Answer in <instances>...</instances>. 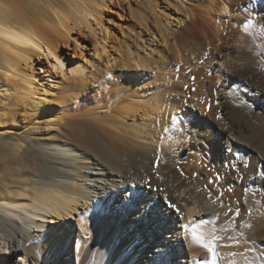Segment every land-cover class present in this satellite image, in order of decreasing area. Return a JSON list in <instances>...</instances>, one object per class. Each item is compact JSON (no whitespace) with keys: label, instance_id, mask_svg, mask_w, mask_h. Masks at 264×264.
<instances>
[{"label":"bare ground","instance_id":"1","mask_svg":"<svg viewBox=\"0 0 264 264\" xmlns=\"http://www.w3.org/2000/svg\"><path fill=\"white\" fill-rule=\"evenodd\" d=\"M111 1L0 0V138L11 135L15 156L27 160L18 184L1 187L0 264H264V125L250 139L241 136L248 130L238 121L194 131L192 144L209 170L205 178L197 168L185 174L177 166L167 170L173 179L158 181L153 171L159 131L164 129V147L175 145L177 151L186 143L175 142L177 120L188 121L187 106L176 97L188 86L201 81L221 109L225 103L240 104V88L233 85L255 72L261 49L255 44L260 34L256 17L225 24L237 11L248 14L244 0H202L201 8L192 6V0H127L135 18L133 42L115 39L111 47L118 53L114 64L128 72L99 85L97 95L84 99L81 109L75 85L113 73L111 54L102 56L108 52L103 12ZM175 12L173 25L170 13ZM156 35L172 43V56L184 70L176 77L181 85L151 86L150 78L141 83L142 78L134 77L133 71L143 74L155 64L150 52L141 54L138 48ZM83 36L92 38L98 56L90 67L88 57L74 61L64 50ZM43 57L54 71L67 68L70 76L64 79L71 84L51 76L49 69L39 72ZM215 60L227 69L224 87L214 88L208 72L203 77ZM173 117L174 137L168 142ZM224 134L233 135V141L222 142ZM191 162L190 168L197 163ZM211 173L214 178L209 179ZM196 224L205 242L226 238L227 232L245 249L238 245L233 255L209 252L184 228Z\"/></svg>","mask_w":264,"mask_h":264},{"label":"rangeland","instance_id":"2","mask_svg":"<svg viewBox=\"0 0 264 264\" xmlns=\"http://www.w3.org/2000/svg\"><path fill=\"white\" fill-rule=\"evenodd\" d=\"M196 1V2H195ZM199 1H202V0H192L191 1V5L194 6L195 8H201L199 7L200 3ZM259 1V3H258ZM134 1H132L131 3H133ZM195 2V3H194ZM203 2V1H202ZM247 4H246V3ZM257 3V4H256ZM134 4V3H133ZM166 4V3H165ZM194 4V5H193ZM244 4L246 6H249V12L248 14H245V15H242L244 13L242 12H238L237 13H234L232 17H230L229 20L226 19L225 21V24L227 26H230L232 25V23L235 21V22H241V23H244V22H247L248 23V18L249 16L252 14L254 15V17H256V21H257V27H258V34H259V40H256L255 41V44H258L259 48L261 47L260 49V52L259 54L256 55V59H258L256 65L253 67L255 69V72L254 73H251V74H248L247 77L245 78L244 76H241V78L235 82L236 84L233 85V86H237L240 88V91L239 93L241 94H238L239 97L241 98V102L240 100L238 101L240 104L236 103L237 106H235V104L232 106L231 104L229 105V103H225L223 104V108L221 109L220 105H218V102H214L213 99L211 98V94L208 93L206 91V89H204V85L201 81L199 82H196V83H193L194 81V77L191 76L189 78V81H192L193 84H191L190 86H188L186 88L187 91H183L181 93H179V95H177L176 99L177 101H181L182 104H184L188 111V121H184L183 119H178L177 120V124H178V132L179 133V136L177 138H175V142L178 143V142H182L184 140V142L186 141L185 145L182 146L181 149L177 150V151H174L176 147H174L175 145H169V147H164L162 141L160 140L161 137H162V134L164 132V129L162 131H159V133H157V139L156 142L153 144V150L155 151V157L157 158V161L155 163H153V171H154V176L156 177V179L158 181H162L164 180V178H169V179H173V177L171 176V173L168 172L167 170L172 168V167H177L178 168L180 167L181 171L184 172L185 174H191V172L193 170H195V168H197V174L200 175V177H204L207 176L208 171L207 170V166L204 165V163L206 164L205 162V158L202 157V153L201 151L198 150V148L192 144V134L194 133V131H197L199 129L203 130V131H209V129L211 128V126L213 125H221L220 123H227V122H232L233 121H238V124L240 126H242L245 130L247 129L248 131H244L242 133V137L243 138H246V139H250L252 136V133L255 134L256 136V132L258 131L259 127L261 125H264V0H244ZM167 5V4H166ZM203 5V3H201V6ZM261 5V7H260ZM129 7H131V5H129L127 3V0H124L122 3L118 4L115 0H112L111 3H110V7L109 9L108 8H105L104 9V12H103V19H104V22H105V26L107 27V30L104 31V35L107 36L106 38V46H107V51L106 53H102V56H108L110 55V59L113 61H110V64L111 66L110 67H114L112 68L113 70V73L112 75H110V77H105V75L103 73H101L100 75H98V77L96 78V76H93V77H89L87 82L84 83V84H80L79 83L77 85H75V93H78L80 94V99H79V106L81 107V109H83V103H84V99H90L92 98L93 96L97 95L96 93L98 92V88H99V85L103 84V83H109L110 81H115L119 75L123 74L124 72H128V70L125 69H121L119 70V68L114 64V56H118V53L114 50V48L111 47V43L114 42V40H125L127 43L129 44H132L133 42V36H134V33L132 31V25L133 23H135V18L130 14L129 12ZM258 6V7H257ZM170 10H172L174 12V10H176V8H174V5H170ZM261 8V9H260ZM258 9V10H256ZM260 9V10H259ZM253 10L255 12H253ZM167 11V10H166ZM251 11V12H250ZM176 13H170V16H171V24H173L174 22L177 21L176 19ZM237 14V15H236ZM257 14V15H256ZM256 15V16H255ZM247 18H246V17ZM258 16V17H257ZM238 17V18H237ZM244 17V18H242ZM170 18V17H169ZM258 18V19H257ZM262 18V19H261ZM246 21H245V20ZM260 19H261V22H260ZM92 20V19H91ZM173 20V22H172ZM231 20V21H230ZM242 20V21H241ZM185 21H188V18L185 19ZM244 21V22H243ZM259 21V22H258ZM263 21V22H262ZM93 23L95 21H92ZM239 22V23H240ZM262 23V24H260ZM184 23H181V24H178L177 25V28L183 26ZM174 25V24H173ZM257 27H256V30H257ZM237 30H235V35L238 33L236 32ZM144 32V31H143ZM263 33V35H262ZM260 35H261V39H260ZM157 36V35H156ZM151 37L152 40H154V42L151 40H148L146 42H144L143 44L144 45H141L138 50L140 51L141 54H150L149 56H153L152 58V61L155 63L153 65L152 63V69L148 72H143V74L141 73H137L138 71H133L135 72L134 73V77L137 78L138 80H142L141 83H143L144 81L149 80L148 81H151V83H153V85L151 86H156V85H159V86H166L168 84H174V82L178 83L179 85L180 82H177L176 80V77L181 74L184 73V70H183V67L181 65V61H178L174 59V56H172L174 53L173 51H170V50H173L172 49V43L170 44V41L164 43L160 38H158V36L156 37ZM160 39V41H159ZM80 41L75 43V42H70L68 46H65L64 50L70 54V57L72 60L76 61V60H83L84 58H87L88 57V60H89V63H88V66L90 67V64H91V59L94 58V59H98V56L95 55V52H94V46H93V40L92 38L90 37H87V36H83L82 39H79ZM115 40V41H116ZM144 41V39H142ZM157 40V41H155ZM132 41V42H131ZM161 43V44H160ZM109 44V45H108ZM75 45H77L78 47H75ZM150 45V46H149ZM169 45L170 46V49H169ZM144 46V47H143ZM155 47L157 49H161V51L159 52L158 50L157 51H152V47ZM162 47V48H161ZM263 47V48H262ZM163 49V50H162ZM262 50V51H261ZM170 51V52H169ZM116 52V53H115ZM150 52V53H149ZM160 53V54H159ZM153 54V55H152ZM170 57H167V55ZM159 55V56H158ZM115 56V57H116ZM172 56V57H171ZM113 58V59H112ZM169 59V60H168ZM172 59V60H171ZM261 60V61H259ZM41 61H43V66L41 68L37 67V70L39 72H41V70H47L49 69V72L51 73V76H55L57 79H61L63 80V84H68L70 81L67 80V79H64V76L68 77L70 76L69 74V70L65 67H63V71H60V69H57L56 71H54L53 69H50V63L49 61L43 57L41 59ZM112 62V63H111ZM168 62V63H167ZM175 62H176V65H179L180 66H176L175 65ZM260 62V63H259ZM174 63V65H173ZM178 63V64H177ZM220 63V64H219ZM170 66H169V65ZM214 65L210 66L209 64H207L208 66V69L205 68L203 66L204 69H207L206 71L202 72L204 75L203 77H205L208 72V76L212 79V85L214 86V88H219V87H224L222 86L221 83H223L224 85V82H225V74L227 73V69L226 70H223L225 69V65L224 67L222 68L223 66V63H222V60L220 61H217L215 60V62L213 63ZM162 65L166 66L167 67V70H166V67H161ZM169 66V67H168ZM171 66H172V69H171ZM173 66L175 68L174 71H176V73L173 70ZM206 66V67H207ZM214 66V67H213ZM218 68V70L215 68ZM221 68H219V67ZM182 67V68H181ZM210 67V68H209ZM163 71H162V69ZM170 68V69H168ZM214 68V69H213ZM91 70H93V68H90ZM158 69H160L158 71ZM165 69V71H164ZM202 69V70H204ZM157 70V72L155 73V71ZM182 70V71H181ZM213 70V71H212ZM88 71V69H87ZM210 71V72H209ZM225 73H224V72ZM259 71V72H257ZM152 72V73H151ZM163 72V73H162ZM167 72H168V75L171 74L170 78L168 77L167 75ZM191 73V71H189ZM218 74H217V73ZM42 74H44V72H41ZM159 73V74H158ZM215 73V74H214ZM221 73V74H220ZM62 74H63V77H62ZM146 74V75H145ZM150 74H152V76H156V77H152ZM166 76H165V75ZM213 76H211V75ZM144 75H145V79H144ZM159 75V76H158ZM219 75V76H217ZM44 76V75H43ZM183 76V75H182ZM224 76V77H223ZM112 77V78H111ZM152 77V78H151ZM160 77V78H159ZM166 77V78H164ZM173 77V78H172ZM97 79L96 82L94 83V79ZM103 78V80H102ZM105 78H109V79H105ZM142 78V79H141ZM147 78V79H146ZM158 78V79H157ZM163 78V80H161ZM172 78V79H171ZM216 78V79H215ZM91 79V81H90ZM114 79V80H113ZM102 80V81H101ZM168 81L167 83L165 82ZM201 80V79H200ZM214 80H217V81H214ZM48 82L50 81L47 80ZM65 81V83H64ZM153 81V82H152ZM197 81V80H196ZM220 81V82H219ZM222 81V82H221ZM90 82V83H89ZM101 82V83H100ZM161 82V84H160ZM165 82V84L163 83ZM158 83V84H157ZM163 83V84H162ZM239 83V84H238ZM71 84V83H69ZM88 84V85H86ZM178 84H176V86H179ZM202 84V85H201ZM217 84V85H216ZM221 85V86H220ZM230 85V86H232ZM86 86V87H84ZM243 86V87H242ZM191 87V88H190ZM242 87V88H241ZM159 88V87H158ZM161 88V87H160ZM195 89V90H194ZM203 89V91H202ZM205 90V91H204ZM242 90V91H241ZM197 91V92H196ZM244 91V92H243ZM188 92V93H187ZM196 92V94H195ZM202 93V95L200 96V93ZM205 92V93H204ZM199 93V94H198ZM189 94L191 96H189ZM198 94V95H197ZM205 94H207L208 98L205 97ZM241 95V96H240ZM187 96V97H186ZM197 96H198V99H197ZM211 96V97H210ZM196 97V98H195ZM191 101H190V99ZM82 99V100H81ZM196 99V100H195ZM200 99V100H199ZM187 100V101H185ZM210 100V102H209ZM245 100V101H244ZM72 101H78V100H72ZM213 101V102H211ZM189 102V103H188ZM191 102V103H190ZM194 104H193V103ZM197 102V103H196ZM209 102V103H208ZM247 103V104H245ZM192 104V105H191ZM197 104V105H196ZM202 104V105H201ZM196 105V106H195ZM219 108V109H216L215 107ZM195 106V107H194ZM199 106V107H197ZM201 106V107H200ZM219 106V107H218ZM247 106V107H246ZM193 107V108H192ZM227 107V108H226ZM251 107V108H250ZM202 108V109H201ZM206 108L208 110H206ZM199 109V110H198ZM226 109V110H225ZM251 111H249V110ZM203 110V111H201ZM205 110V112H204ZM215 110V111H214ZM224 110V111H223ZM219 111V112H218ZM262 111V112H261ZM183 112V113H182ZM190 112V113H189ZM201 112V113H200ZM204 112V113H202ZM214 114H213V113ZM232 114H231V113ZM179 113L180 114H184L185 112L182 110H179ZM219 113V114H218ZM20 113H17V115H19ZM205 114V115H204ZM223 114V115H222ZM215 115H217L215 117ZM226 115V116H225ZM240 117H239V116ZM254 115V116H253ZM258 115V116H256ZM20 117V118H19ZM21 115L18 116V120L21 119ZM80 118H83L82 116H79ZM208 117V118H207ZM228 119H227V118ZM237 117V118H236ZM248 117V118H247ZM252 117V118H251ZM13 118L15 119V116H13ZM214 118V119H213ZM218 118V119H217ZM225 118V120H224ZM234 118V119H233ZM255 118V119H254ZM199 119V120H198ZM203 119V120H202ZM209 119V120H208ZM222 119V120H221ZM263 119V120H262ZM218 120V121H217ZM221 120V121H220ZM225 122H224V121ZM247 120V122H246ZM259 120V121H258ZM240 121V122H239ZM253 121V122H252ZM256 121V122H255ZM258 121V122H257ZM261 121V122H260ZM198 122V123H197ZM246 122V123H244ZM249 122V123H248ZM252 122V124H251ZM181 123V124H180ZM197 123V124H195ZM237 123V122H236ZM243 123V124H242ZM169 124H171V133L169 134V141L168 142H171L172 141V137H174L172 134V132L174 130H172V126H173V121H171ZM242 124V125H241ZM188 125V126H187ZM191 125V126H189ZM235 126L237 124H234ZM181 126V127H180ZM202 126V127H201ZM197 127V128H196ZM208 127V128H207ZM187 129V130H186ZM190 130V131H189ZM162 132V133H161ZM251 132V133H250ZM161 133V134H160ZM182 133V134H181ZM186 134V136H185ZM182 135V136H180ZM189 135V136H188ZM250 135V136H249ZM185 136V137H183ZM226 134L223 135V137H220L221 141H229L230 143L233 141V135L231 136H226ZM234 136H238V134L234 135ZM183 139H182V138ZM10 138V139H9ZM159 138V139H158ZM181 138V139H180ZM188 138V139H187ZM191 138V139H190ZM225 139V140H224ZM11 140V141H10ZM14 141V142H12ZM226 141V142H227ZM190 143V144H189ZM16 145V141L15 140H12L11 139V135H8L7 138L5 137H1L0 138V192H1V189L6 187V186H10L11 185H17L18 182L21 180L22 178V171L24 170L25 168V164H27V160L25 157H17L15 156V146ZM164 148H168L167 149V155L164 157V153H163V150ZM191 148L195 149V151H193V149L191 150ZM232 149V152L234 151L235 152V149L234 148H231ZM129 149L126 148V152L128 153ZM186 151L185 152V155L183 157H180V154L183 152V151ZM197 150V151H196ZM174 151V152H173ZM177 152V153H176ZM190 152H191V155H190ZM171 153H174V154H171ZM176 154V155H175ZM197 154V155H196ZM201 156H200V155ZM157 155V156H156ZM199 155V156H198ZM161 156V158H160ZM170 156H173L171 158L168 159V157ZM175 156V157H174ZM240 154L238 153L237 154V157L238 159L240 158ZM164 157V158H163ZM191 157V158H190ZM196 157V158H194ZM203 159H202V158ZM175 158V159H173ZM189 158V160H188ZM201 158V159H200ZM166 159V160H165ZM168 159V161H167ZM198 159V160H197ZM186 160V161H185ZM188 160V161H187ZM204 160V163L203 161ZM184 161V162H183ZM191 161H194V162H197V163H194L193 167L191 165V168L190 166H188V163H193ZM163 162V163H162ZM169 162V163H168ZM177 162V165L176 163ZM187 162V165L184 164ZM201 162V163H200ZM162 163V164H161ZM155 164V165H154ZM203 166H202V165ZM183 165H186L185 168H183L182 166ZM199 165V166H197ZM156 166V167H155ZM200 166H201V169H200ZM23 167V168H22ZM170 167V168H169ZM183 168V169H182ZM188 170H191L190 172L187 173V169ZM164 169V170H163ZM186 171H185V170ZM193 169V170H192ZM202 170H205V171H202ZM167 171V172H166ZM202 171V172H201ZM207 171V172H206ZM166 174H165V173ZM204 172V174H203ZM214 178L213 177V174L211 173V175L209 176V179H212ZM137 180H135V183H136ZM139 183V184H138ZM164 183V182H163ZM138 186L141 184V182H138L136 183ZM141 186V185H140ZM2 187V188H1ZM74 215V213H73ZM75 216H77L75 214ZM72 220V219H71ZM73 221V220H72ZM227 232L223 233L224 236L226 238H222V236H217V238L215 239H212V245H213V249L214 251L217 252V254H221L223 252H225L226 250L227 251H232V252H229V254H234V248L236 246H240L241 248L244 246H242L238 241H235L233 239H236L238 240L236 237H232L230 235H228V233L226 234ZM230 236V237H229ZM220 237V238H219ZM234 241L231 242V241ZM237 245H236V244ZM219 244V245H218ZM222 245V246H221ZM224 245V246H223ZM242 249H245V247H243ZM214 252V253H216ZM216 254V255H217ZM231 257V256H230Z\"/></svg>","mask_w":264,"mask_h":264},{"label":"snow or ice","instance_id":"3","mask_svg":"<svg viewBox=\"0 0 264 264\" xmlns=\"http://www.w3.org/2000/svg\"><path fill=\"white\" fill-rule=\"evenodd\" d=\"M245 30H247V25H245ZM173 126H175V118L174 117H173ZM172 207L175 208V205H172ZM199 227H200L199 224L192 225L190 228H189V225H185L184 226L185 230L190 231L191 236H192V239L194 241H197L199 243L204 244V247H206L209 252H212L214 254V249H213L212 243L211 242H205V239H204L203 234L202 233H199L197 231V229ZM204 264H208V262L205 261Z\"/></svg>","mask_w":264,"mask_h":264},{"label":"water","instance_id":"4","mask_svg":"<svg viewBox=\"0 0 264 264\" xmlns=\"http://www.w3.org/2000/svg\"><path fill=\"white\" fill-rule=\"evenodd\" d=\"M185 150L180 154V157H183L185 155Z\"/></svg>","mask_w":264,"mask_h":264}]
</instances>
